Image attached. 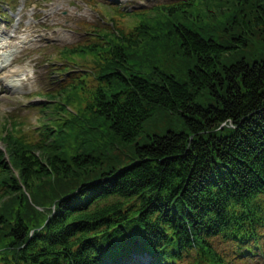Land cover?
<instances>
[{
	"label": "trees",
	"instance_id": "trees-1",
	"mask_svg": "<svg viewBox=\"0 0 264 264\" xmlns=\"http://www.w3.org/2000/svg\"><path fill=\"white\" fill-rule=\"evenodd\" d=\"M209 1L105 10L107 27L85 23L90 39L58 50L82 70L46 93L60 99L53 120L31 132L10 120L0 137V264H264V59L222 63L256 34L261 5L236 2L248 7L228 47L189 12ZM172 46L192 63L184 82L150 63ZM159 107L188 131L139 143Z\"/></svg>",
	"mask_w": 264,
	"mask_h": 264
},
{
	"label": "rangeland",
	"instance_id": "rangeland-1",
	"mask_svg": "<svg viewBox=\"0 0 264 264\" xmlns=\"http://www.w3.org/2000/svg\"><path fill=\"white\" fill-rule=\"evenodd\" d=\"M169 1L171 0H14L11 10H14L18 4L23 7L12 16L9 6L2 7L5 1L0 0V11L6 13V18L0 17V54L8 49L17 48L15 56L12 57L13 63L10 64L12 61L9 59L0 67V87L3 90L0 92V137L6 127L10 128V120H16L25 131L30 132L40 126L38 117L45 122L53 120L51 115L54 104L60 99L49 101L43 98L44 95L55 92L59 89V84L67 82L68 78L82 70L77 65L61 63L54 57L63 46L74 44L84 37L90 39L92 34H86L85 23H91L95 28L103 29L108 26L110 18L106 11L113 14L114 9L119 10L122 6L123 10L150 12L153 6ZM238 1H209L199 5L198 11L189 8V12L193 16H204V28L209 30L211 38L231 47L235 43L233 36H230L231 30L233 27L238 30L241 26L233 23L229 25V23L232 17L234 19L237 16L242 22L240 19L242 14L239 11L232 13L234 10H246L248 7L246 3L244 6L236 4ZM254 2H258L261 9L257 10L258 13L254 10L250 13L248 8L247 13H250V16H258L257 20H252V27L256 34L247 37L248 45L230 48L229 52H225L222 57L223 65H230L242 58H245L248 63L264 59V25L261 23L264 18V0H252V3ZM208 9L217 12L216 20H208L206 17L207 14L209 15ZM179 20L194 29H197L199 24L193 17L186 19L185 15ZM256 21L263 29L261 32L255 29ZM180 51L176 46H172L170 50L158 49L157 53L149 56L150 63L184 82L187 79V70L192 63L190 58L181 55ZM3 60L4 56L1 55L0 64ZM84 62L86 63L83 64L91 67L93 58L86 59ZM145 65L148 63L131 62V66L138 73L148 77L151 70ZM65 67H70V74L64 71L62 73ZM59 97V95L56 96V98ZM199 101L207 104V96L202 95ZM68 105L69 111L73 109L77 112V109L81 108L78 106V100L75 103L68 102ZM41 107L46 108L45 113H39ZM48 113L50 115L46 116ZM168 130L188 131L182 117L171 114L163 107L156 108L155 114L146 121L137 141L142 144L148 143L149 135H162ZM1 148H4V145L0 141ZM38 191L47 192L44 189H38ZM260 264L263 263L260 262Z\"/></svg>",
	"mask_w": 264,
	"mask_h": 264
},
{
	"label": "bare ground",
	"instance_id": "bare-ground-1",
	"mask_svg": "<svg viewBox=\"0 0 264 264\" xmlns=\"http://www.w3.org/2000/svg\"><path fill=\"white\" fill-rule=\"evenodd\" d=\"M3 90L1 89L0 92H2Z\"/></svg>",
	"mask_w": 264,
	"mask_h": 264
}]
</instances>
